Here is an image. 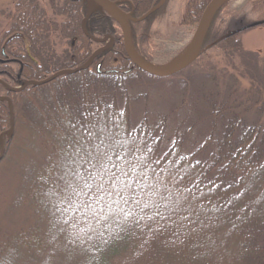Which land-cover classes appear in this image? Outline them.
Wrapping results in <instances>:
<instances>
[{"label":"trees","instance_id":"trees-1","mask_svg":"<svg viewBox=\"0 0 264 264\" xmlns=\"http://www.w3.org/2000/svg\"><path fill=\"white\" fill-rule=\"evenodd\" d=\"M88 1L47 0L49 14L40 0H12L14 9L6 13L10 25L0 37V80L10 86L81 66L107 38L112 43L99 51L87 67L60 74L45 84H30L19 91L0 85L10 99L9 104L0 99V129L9 124L10 117L14 126L0 162L16 146L20 128L26 130L22 141L46 146L35 159L37 169L24 186L30 202L36 203L31 213L46 214L42 220L45 234L34 222L28 227L29 234L8 238L13 243L10 247L3 248L6 245L0 243V264H216L207 250L209 238L202 236L208 230L221 231L223 238L229 236L238 242L236 264H264V57L243 49L237 35L247 26L217 42L219 36L214 35L202 43L209 25L203 35L197 58L212 46L227 58L225 64H212L208 72L214 86L207 97L211 127L186 150L181 132L168 135L164 117L154 124L145 114L132 119L131 104L136 98L130 89L144 77L166 81L179 78L187 69H193V61L172 75L148 73L133 64L123 47L117 21L105 9L87 16L84 27L88 35L80 28ZM159 1L113 0L131 17L141 16ZM209 1L188 2L180 24H198ZM138 23L141 21H128L131 43L139 56L150 63L139 46L144 39L137 31ZM93 37L106 39L96 41ZM58 40L66 44L60 52L56 47ZM109 60L116 61V65L112 66ZM94 112L107 113L120 122L122 137L130 134L142 146L147 145L145 156L151 166L158 175L172 177L169 189L175 197L182 200L186 196L197 206L195 214L201 222L195 220L193 213L177 216L161 202L160 211L164 217L171 215V219L155 216V208L149 207L144 211L137 208L127 218L117 210L107 223L81 220L78 226L72 225L71 214H64L50 181L48 162L55 163L58 152L54 143L68 133L67 120L91 118ZM6 212L2 208L0 213L5 216ZM76 215L83 217L85 211ZM187 215L191 220L183 219ZM212 215L215 223L209 221ZM48 234L55 239H48ZM0 240L7 239L2 235ZM38 249L43 253L36 256Z\"/></svg>","mask_w":264,"mask_h":264},{"label":"rangeland","instance_id":"rangeland-1","mask_svg":"<svg viewBox=\"0 0 264 264\" xmlns=\"http://www.w3.org/2000/svg\"><path fill=\"white\" fill-rule=\"evenodd\" d=\"M40 2L50 14L47 0H40ZM188 2L195 4L201 3L202 0H163L159 9L137 21H141L137 25V31L140 33L139 36L144 39L142 42L140 41L139 46L143 54L149 58L150 65L152 64V66L157 68H169L192 58L189 63L193 61V69H187L185 74L179 75V78L171 81L152 80L144 77L136 84L134 83L130 89L136 98L134 103L131 102L132 119L137 120L142 114H145L148 121L154 124L155 121H159L160 118L164 117L168 135L174 134L175 131L181 132L180 134H182L183 143L185 144L183 148L186 150H190L196 145L211 127L212 117L208 116L211 114V105L207 97L210 90L214 89V86L212 85V74L208 72L211 71L212 64H216L219 61H223L225 64L227 58L225 53L219 51L220 49L215 46L208 48L200 57H195L198 38L203 29H201L199 22L192 26L180 24ZM220 4V10L211 19L202 43L212 40L214 35H224L236 28L264 19L263 0H222ZM135 5L137 6V4ZM138 5L141 9L143 3L141 4L140 2ZM139 8L137 7V9ZM13 9L12 0H0V11H2L0 13V37L10 25L6 13L12 12ZM147 11L140 15L146 14ZM237 36L244 50L258 53L259 58L264 57V24L241 30ZM93 39L102 41V38L93 37ZM110 41V39H107L105 45H110ZM64 46H66L65 41L58 40L56 45L57 52H60ZM108 62L112 66L117 63L112 60ZM218 64L221 65L220 63ZM13 68L16 70L15 66ZM194 68L197 69L195 70L197 72L194 71ZM198 69L201 71L198 72ZM193 72L196 75H190ZM48 76L46 77L48 78ZM242 83L243 86L246 85L244 80ZM0 95H6V90L0 88ZM211 99L213 100V96ZM9 124L3 125L2 129H0V134L3 133L5 144L8 139L5 136V131L8 130ZM18 131L15 137L17 139L16 146L10 156L0 162V212L2 208L7 211L5 216L0 213V236L3 235V239H7L4 241L0 240V243L6 245L3 248L13 245L12 239L9 240L11 236L22 238L24 234H29L30 230L28 227L34 222L38 228H42L45 234V224L42 223V220L46 214L40 211L33 212L34 214L31 213V211L36 209L33 210V205L36 203L30 202L28 190L24 186H27L26 184L30 180L32 173H34L33 170L37 169L35 159L40 157L46 146H42L37 142H34L33 146L31 145V140L28 141L29 143L22 141L26 130L20 128ZM12 132L13 128L10 134ZM63 140L60 137V139L55 141L54 149L57 152H59ZM45 205L42 204V206L46 207ZM195 215V220L200 221L197 214ZM211 218L209 221L213 220L214 222H211L215 223V216L212 215ZM208 232L209 230L202 236L209 238L208 246H210V249H206L209 251V255L214 258L215 263L236 264L238 242L231 240L229 236L223 238V236H220L221 231ZM210 235L214 237L210 238ZM48 237V239L51 237L55 239L54 235L49 236L48 234ZM201 248H203L202 245ZM42 253L43 251L38 249L36 256Z\"/></svg>","mask_w":264,"mask_h":264},{"label":"snow or ice","instance_id":"snow-or-ice-1","mask_svg":"<svg viewBox=\"0 0 264 264\" xmlns=\"http://www.w3.org/2000/svg\"><path fill=\"white\" fill-rule=\"evenodd\" d=\"M90 116L81 113L83 120H67L68 133L55 163L48 162L50 181L64 214H71L74 227L81 220L107 223L117 210L127 218L137 208L144 211L149 207L155 208V216L171 219V215L164 217L160 211L161 202L177 216L196 213L197 206L188 197L181 200L169 189L172 177L166 179L156 173L145 156L146 144L142 146L130 134L122 137L120 122L107 113L94 112ZM173 188L179 191L177 185ZM81 210L85 211L83 217L76 215ZM183 219L191 220V216Z\"/></svg>","mask_w":264,"mask_h":264},{"label":"water","instance_id":"water-1","mask_svg":"<svg viewBox=\"0 0 264 264\" xmlns=\"http://www.w3.org/2000/svg\"><path fill=\"white\" fill-rule=\"evenodd\" d=\"M90 2H92L93 6H90V9L88 10L85 18H87V16H89V14L91 12H94L95 10L101 9V8H107V10L111 13V15L116 19L118 26L121 29V33H122V37H123V43H124V49L127 52L129 58L131 59V61L138 67H141L142 69L146 70L148 73L152 74V75H156V76H166V75H172L174 73H176L177 71L181 70L182 68H184L190 61L192 58L182 61V63H178L175 64L172 67L169 68H157L155 66H152V64L150 65V63L145 62L144 60H142L133 50L132 46H131V42H130V31H129V27H128V21H138L141 20L143 18H145L149 13H152L155 9H157V7L161 4V2L163 0H161L155 7L151 8L149 11H147L146 14H143L141 17L139 18H131L128 15H126L118 6H116V4L111 1V0H89ZM222 0H210L207 5L205 6L204 10L202 11V15L200 18V25H201V29H203L199 35V40H198V45H197V52L200 46V42L205 30V27L207 26V23L209 21V19L211 18L213 12L216 10V8L220 5ZM84 18V19H85ZM256 23L251 24V26L253 27L254 25H256ZM237 30H234L232 33L236 32ZM231 34V33H230ZM229 35V34H227ZM224 36L219 37L217 41H220ZM92 58V57H91ZM91 58H89L90 60L82 67L87 66L90 62H91ZM82 67H78V68H74V69H62V70H58L57 72L53 73L52 75L48 76V78H44L42 80H26L25 82H22L23 84L19 87H11L8 86L9 90L12 91H19L24 89L27 85L30 84H42L48 81H51L52 79H54L55 77H57L58 75L65 73V72H75L78 69H81ZM0 99H7L10 103V100L7 96H0ZM13 119L12 117H10V124L8 127V130L5 131V136H9V134L11 133V130L13 128ZM3 133L0 134V142H1V148H0V159L3 157L4 154V150H5V139L3 138Z\"/></svg>","mask_w":264,"mask_h":264},{"label":"flooded vegetation","instance_id":"flooded-vegetation-1","mask_svg":"<svg viewBox=\"0 0 264 264\" xmlns=\"http://www.w3.org/2000/svg\"><path fill=\"white\" fill-rule=\"evenodd\" d=\"M113 1V0H112ZM150 10V9H149ZM134 18V17H133ZM106 45H105V43H104V45L103 46H101V47H105ZM101 47H99L100 48V51H101ZM91 62H92V60H91Z\"/></svg>","mask_w":264,"mask_h":264},{"label":"bare ground","instance_id":"bare-ground-1","mask_svg":"<svg viewBox=\"0 0 264 264\" xmlns=\"http://www.w3.org/2000/svg\"><path fill=\"white\" fill-rule=\"evenodd\" d=\"M93 4V3H92Z\"/></svg>","mask_w":264,"mask_h":264}]
</instances>
